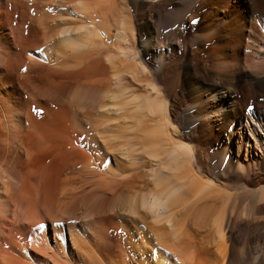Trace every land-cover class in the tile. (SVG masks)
<instances>
[{
  "label": "bare ground",
  "instance_id": "bare-ground-1",
  "mask_svg": "<svg viewBox=\"0 0 264 264\" xmlns=\"http://www.w3.org/2000/svg\"><path fill=\"white\" fill-rule=\"evenodd\" d=\"M126 3L149 11L130 15ZM204 4L201 32L187 39L202 48L216 38L210 69L185 48L167 80L172 44L183 43L176 33ZM257 23L264 29V0L0 3V90L12 122L0 130V264H231L221 224L235 218L216 206V179L191 167L221 178L258 161L264 175V74L255 77V63L240 71L245 29ZM43 74L45 86L35 83ZM243 77L254 96L241 93ZM21 91L54 119L72 109L75 123L48 126Z\"/></svg>",
  "mask_w": 264,
  "mask_h": 264
},
{
  "label": "rangeland",
  "instance_id": "rangeland-1",
  "mask_svg": "<svg viewBox=\"0 0 264 264\" xmlns=\"http://www.w3.org/2000/svg\"><path fill=\"white\" fill-rule=\"evenodd\" d=\"M4 1L5 0H1L0 3H4ZM154 1H156V0H154ZM126 5H127V3H126ZM202 6H203V8L196 10L195 13L190 15L193 18L192 17L190 18V20L188 21V25L187 24L184 25V27H185L183 29L184 32L182 33L181 31H177V33H176L177 37L181 38V39H179V42H181V43L183 42V43L179 45V43L176 40V42H174L172 44L173 46L171 48V51H172L173 55H172V59L169 62L170 68L166 69V71H164V73H165L164 76L166 77V79L168 78L167 80L171 79L173 81V79H174L173 74L174 73L172 71V65L173 64H171V63H174V61H176V59L178 60V58H181L184 55V51L186 50L185 48L192 51L194 53L195 57L197 56L196 60L199 61V59L201 58L202 61L201 60L199 62L196 61L197 63L195 64V66H197L198 68L200 67V68L205 69V70L210 69V65L212 63L209 60L205 62V59H208V57H205V55L207 53H209V47H212L214 45L216 38L213 36H207L205 38L206 41L203 44L202 48L197 43L191 45V42L189 41V39H187V38L193 37V35H197V34L199 35L201 32V31L198 32V25L200 23V20L203 18L204 14L208 10L210 11V8L208 5L204 4ZM130 7L131 6L127 5V8L130 10L129 11L130 15H133L135 12H136L135 13L136 16L140 15V14L144 15L145 12L149 11L148 7L143 8L139 4H136L135 11H134V8L132 9V7L131 8ZM230 12L231 11L229 10L228 14ZM259 26L260 25H258V23H257V27H252V29H249L248 26L246 27L245 34L243 35L244 36L243 42H246V41H248V42H246V44L241 48V52H242L241 54L242 55L240 54V59L242 56V59L240 60V63H241L240 71L243 73L249 72V70H251L254 66H252V68L249 69L250 67L248 66V64H254L255 63L256 66L252 69L255 77H257V76L261 77L264 74L262 72V70H264V59H263V56H264V40H262V39H264V29L260 28ZM170 29L173 30V26L168 27L166 29H163L162 34L167 33V31H169ZM195 33H197V34H195ZM219 34H220V36H224L227 34V30H223ZM246 35H247V37H246ZM141 38L143 40L144 36H142ZM245 38H247V40ZM191 39L192 38H190V40ZM244 39L246 41H244ZM261 41H262V43H261ZM176 43H177V46H176ZM188 43H189V45L187 46ZM200 48L204 50V54L202 51H199ZM167 51L169 52L170 50H167ZM231 51H232L231 49H227L226 54H232ZM39 55H40L39 52H38V54H33L32 59L34 61L41 62L42 61L41 56H39ZM261 60H263V61H261ZM203 65H205V66H203ZM257 65H259V66H257ZM260 67L261 68L263 67V68L261 69ZM40 75H39L40 79H37V80L35 79L36 80L35 83L38 82V84L40 83L41 85H43V83H44V86H45L47 83L46 76L48 78L49 74H46V75L43 74V75H45L44 77H43V75L42 76H40ZM41 77H42V79H41ZM44 79H45V82H40V81H44ZM6 92L7 91H1L0 90V130H2L3 133L6 132L5 135L8 134L7 133L8 128L10 125H12V122L10 121V118L8 115L9 114V110H8L9 107L8 106L10 104L9 103L10 97H8V94ZM175 92H177V93L179 92V89L177 87L175 89ZM256 92H257L256 89H254V87L251 84V80L246 78V77H243L242 78L241 93L250 94V95L253 94V96H254L256 94ZM20 93H21L22 97H23V95L25 96L23 98L27 97L23 91H21ZM239 95H237V96H239ZM30 97L29 96L27 97V100L30 99L28 101H31V103H29V104L30 105L32 104L31 108L29 107V110L30 111L32 110V111L31 112L29 111V112L32 113V115L35 116L37 119L47 123L48 126L59 128V126H57L58 124L61 126H62V124H65V123L61 124V122H66V125H67V123L70 124V122L75 123L74 120H76V119L73 118L74 119L73 120L72 116L70 115V113H72V109L63 110L66 113L68 112V114H69V115L68 114L66 115V113H64V115H66V116H64L65 118L63 116H61V114L59 112L61 110V108H59L60 110L57 109L59 113H57L58 114L57 118L54 119L53 115L47 114V112L45 113V111H46L45 108L42 109L41 107H43V106H41V105L38 106L39 103L36 101L34 102V100H32L33 97L31 95H30ZM249 100H250L249 101L250 104H248L246 107H244V110H243V112L245 113L246 116L250 115V112H253L256 110V105H254V104H256L257 102L254 101V98H250ZM175 102L177 105L178 100H176ZM34 103H35V105H34ZM49 107H51V106H49ZM53 107H54V104H52L51 108H53ZM182 108H183V106L180 105L174 111L176 114L174 112L172 113V116L176 120H178V117L180 116V110ZM247 108H248V110H247ZM261 110H260V112H261ZM192 112H194V109L193 108L189 109V113H192ZM59 114H60V116H59ZM62 115H63V113H62ZM69 117L72 120H69L70 119ZM12 118H13V122H14V117L12 116ZM50 118H51V120H49ZM65 119H67V120H65ZM176 120H175V123H176ZM26 121L27 120L23 118V125L24 126H28V122H26ZM127 123H129V122L127 121ZM100 134L103 135L104 133L102 132ZM107 135H108V133L106 132V135L104 134L103 136L107 137ZM180 139L181 138H179L178 140H180ZM181 140L185 141L184 139H181ZM190 141L192 143H194V140L190 139ZM187 143H189V142L187 141ZM211 153H212V151H211ZM90 155L93 158L91 153H90ZM104 160L106 161L105 163H107V166L110 168L112 166V161H111L112 159L110 157H106V158H104ZM51 161H52V154H48L42 160V163L46 166V165H49V163ZM93 162H94V160H93ZM246 162L247 161L243 162L244 166H245ZM254 165L252 166V168H250V171H246L245 169H243V170L239 171V175H234L232 173L233 175L230 174L229 177L224 176L221 178L217 177V175L214 174L213 172L203 168L202 166H199V164L195 161L192 163V167H191L193 169V171L196 172L197 174H199V176L203 179H208V178L216 179V180H214L215 186L217 188L216 193H219L222 196V200H223L222 202L217 203L216 206H218L217 208L224 206L226 208V214L231 213V215L234 216V218H235L234 219L235 222H233L232 224L231 223L228 225H226L225 223L221 224V227L223 228V236L225 237V238L223 237L224 242L226 241L225 242L226 247H227V250L230 254V260L232 262L231 264H264V175L262 174L263 172L260 168V164L258 163V161ZM244 166H243V168H244ZM224 184H226V185H224ZM85 189L87 190L86 187H85ZM115 218L116 217H113V220H116ZM223 224H224L225 228L223 227ZM208 229L211 231V228H206L205 230L200 231V234L205 235L206 232L208 233V231H207ZM109 240L112 243V245H115V243L117 244L118 241L120 242L119 232L118 233H116V232L109 233ZM119 242H118V244H119ZM201 242H202L201 244H203V238H201ZM111 253H113V252H111Z\"/></svg>",
  "mask_w": 264,
  "mask_h": 264
}]
</instances>
